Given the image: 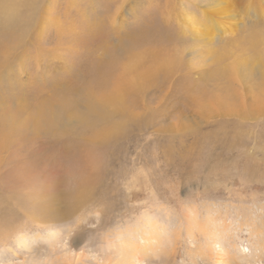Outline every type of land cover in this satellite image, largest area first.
Masks as SVG:
<instances>
[{"label": "rangeland", "instance_id": "374dc122", "mask_svg": "<svg viewBox=\"0 0 264 264\" xmlns=\"http://www.w3.org/2000/svg\"><path fill=\"white\" fill-rule=\"evenodd\" d=\"M0 264H264V0H0Z\"/></svg>", "mask_w": 264, "mask_h": 264}, {"label": "bare ground", "instance_id": "6f19581e", "mask_svg": "<svg viewBox=\"0 0 264 264\" xmlns=\"http://www.w3.org/2000/svg\"><path fill=\"white\" fill-rule=\"evenodd\" d=\"M102 100H107L106 102H109L111 99H110V97L109 96H107V94H106V96L105 95H103V99ZM83 185V184H82ZM84 187H86V186H84ZM151 226V225H150Z\"/></svg>", "mask_w": 264, "mask_h": 264}]
</instances>
